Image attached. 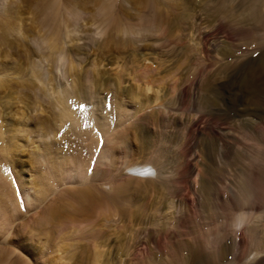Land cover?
<instances>
[{"label": "bare ground", "instance_id": "obj_1", "mask_svg": "<svg viewBox=\"0 0 264 264\" xmlns=\"http://www.w3.org/2000/svg\"><path fill=\"white\" fill-rule=\"evenodd\" d=\"M91 1L37 0L33 26L24 29L25 18L18 5L14 9L15 0H0V63L10 56L12 34L19 35L21 47L28 44L27 71L19 66L11 73L12 64L0 68V202L17 210L8 168L25 145L48 164L40 176L45 182L39 195H47L61 181L77 180L84 186L78 191L82 204L102 202L126 212L129 184L109 177L120 143L135 138L134 151L143 153V164H130L126 175L144 184L143 193L161 197L151 204L146 231L150 244L163 256L168 254L154 255L150 261L148 257V264H264V0H142L135 16L126 12L129 0H96L90 9ZM85 13L90 15L85 26L95 27L93 34L103 39L95 44L96 53L114 44L128 52L117 56L116 65L126 59L151 75L164 70L167 85L158 86L161 79L149 76L144 86L129 90L122 85V75L114 82L105 78L109 64L99 59L93 65L104 63L103 71L79 69L75 59L82 51L75 47L79 39L74 35ZM197 17L211 28L197 29ZM190 20L195 23L185 28ZM219 33L226 34L224 41L210 44ZM149 36H159L161 52L141 51L137 42ZM231 36H239L249 50L235 61L226 42ZM230 57L234 62L223 63ZM13 74L17 81L10 85ZM241 75L243 82L235 88ZM106 91L113 94L109 106ZM207 130L219 142L208 144L205 161L199 164L194 161L202 156L192 150ZM71 134L89 151L88 162L58 148L59 137ZM130 134L131 141H125ZM91 161L95 169L89 174ZM143 168L156 173L133 174ZM98 180H105L108 191L101 198L93 192ZM177 236L182 239L175 241ZM143 244L144 239L135 240L136 249Z\"/></svg>", "mask_w": 264, "mask_h": 264}, {"label": "rangeland", "instance_id": "obj_2", "mask_svg": "<svg viewBox=\"0 0 264 264\" xmlns=\"http://www.w3.org/2000/svg\"><path fill=\"white\" fill-rule=\"evenodd\" d=\"M139 1L141 2L142 0H129L126 4V12L129 15L131 14V16H135L137 14L138 10H136L135 7H138ZM91 2V4L89 3L90 9L95 4L94 2H96V0H92ZM38 3L37 0H15L16 5H14V9L18 5L19 7L16 9L20 11V15L23 16V19L25 18L23 23L24 29H29L33 26L31 19H33L34 16H32V12H36ZM89 17L90 15L85 13L78 18L77 24L80 26V30L74 35L76 39H79V42L75 44V47H81L80 49L82 51V55L75 59V64L79 66V69L86 71H103L102 69H104L105 64L108 63L109 65L106 66L103 71L105 78L108 77L112 82L113 79L116 80V75L117 77L118 75H122V85L129 90H134V88L137 89L138 86H144L149 76H153L156 79L159 78L158 80L161 79L156 85L161 87L167 85L170 80L163 78V75H166L164 70H161L160 73L158 72L157 74L154 73L151 75V73L149 74L142 70H138L137 64L126 59L122 60L123 63L121 61L116 65V62L118 61L116 59L117 56L124 52L114 44H111L113 46L110 45L107 48L102 49L101 54L100 52H97L99 53L97 54L95 52V44L98 42L101 43L103 39H101L100 36L93 34L92 31L95 30V27L85 26L86 20ZM201 18L204 17L202 16ZM204 19L202 21L198 17L194 19L199 24L197 29L200 28L201 32H206L211 28ZM194 20H190V22L185 25V28L189 27V24L192 21L195 23ZM186 32L189 34L190 31L187 30ZM225 35L226 34L224 33L216 34V37L210 39V44L213 45V43H215L214 40L216 39H222L224 41ZM126 37L122 39L126 40ZM91 38L96 40L94 41L95 43ZM122 39H116V42H119V40ZM158 39L159 36H149V38L144 39L142 42L138 41L137 44L142 48L141 51L144 54H157L163 50L160 45L161 42H156ZM19 40L21 41V38L17 33L10 36V41L13 43V47L10 51L8 50L10 58L8 57L3 63H0L1 69L2 64H6L9 68H12L15 65L12 68V71H10L11 73L13 72V69H18L19 66L20 71H27L24 53L28 44L21 47L22 44ZM226 42L228 45L231 44L228 46V49L234 51V61L236 58L238 59L249 52L247 46L243 44V41H241L239 36H231ZM66 45L68 44H65V47L67 48L70 44L68 46ZM29 46L35 49V46L32 43H30ZM116 48H118V51ZM4 50L5 48L3 47L2 51L4 52ZM239 50L241 51V54L239 53ZM127 53L128 52L124 53V57ZM102 57L105 59H102ZM253 57L256 58V55ZM98 59L105 63H103L104 66L98 68V66L95 67V65H93L94 63L98 64ZM228 60L229 62H234L233 58L230 57L229 59L224 60L223 63ZM41 64H44V67L48 65L46 62ZM106 72H108V74ZM18 73L19 72H17V74ZM17 76L18 75L16 74L12 75L13 78L11 77V79H9L10 85H15L14 82L16 83ZM241 78H243L242 75L235 79V88L238 87V84H242L241 82H243V80ZM135 85L137 87H132ZM158 86H156V90ZM112 91H116V89L114 88L110 90V93ZM148 93L149 95H153L152 91H149ZM104 96L105 102L109 106L108 101L112 100L113 94H108L106 91ZM0 121L2 123L3 118H1ZM219 127L221 129L225 128L221 123L219 124ZM64 131L65 130L61 131L62 134L65 133ZM132 138L133 136L130 134L125 141L129 139V141H131ZM218 142V137L212 135L208 130L199 134L196 143L197 147L192 150V154L197 152L201 154L202 157L197 156L194 162L198 159L197 162L199 161L198 163L202 164L205 161V150L207 149L206 147H208V144H218ZM120 144V151H117V155H115L116 153L114 154L116 163L111 174L112 176L109 177V179L114 178L121 183L129 184V192L126 195L127 197L123 206L126 212L120 211L113 206L107 207V204H103L102 202H99L94 206L82 204L78 199V191L84 186L78 183L77 180L71 182L61 181L54 184V190H49L47 195H39L37 192L38 188L45 182L40 179V176L41 174L46 173L48 170V164L40 154L31 153L33 150L30 147L23 145L18 152L19 154L16 153V155L18 154L17 157L16 155L14 156L13 161H15L13 162V166L8 163V171L13 177L12 187L14 188L15 193H17V210L14 209L13 204L4 206V204L0 202V264H5V262L6 264H148V261H150L154 255L159 254V257L162 256L164 258L168 256V254L163 256L162 252L156 245L150 244L149 238L147 237L148 233L146 231L150 227L147 218H149L152 213L150 211L152 207L151 204H153L154 201L160 202L161 197H157V195L149 196L143 193L144 191L141 190V187L144 186V184L140 183L137 179L126 175V169L130 164H143L141 163L144 158L143 153L134 151L138 145L135 138L134 140L132 139L129 144ZM100 147L103 148L102 145ZM129 147V152L122 155L121 150ZM58 148L63 150L65 154H69L71 157L74 156L81 158V160L86 162L91 159L89 151L86 147L84 148V144H81L73 134L68 135L65 138L60 136ZM124 159L125 161H123ZM107 163H109V161ZM93 166L95 167L93 161H91L90 167ZM152 170L156 173L154 168H152ZM168 174L169 173L164 172L162 175L167 178L170 176V174ZM104 183L105 180H98V182L94 183L93 192L95 193L96 198H101L108 193L104 187ZM37 184L40 185L38 186ZM147 205H149V207ZM158 206L159 205L157 204L154 208L156 209ZM173 207V210H170L172 212L176 211L174 205ZM107 208H112V211ZM131 232L134 233L132 234ZM144 235H146V237ZM139 237L144 239V244L137 248V251L135 240L137 241L140 239ZM181 239V237L177 236L175 241ZM143 247L145 249H143ZM153 247L155 249L157 248L158 250H156L159 252L157 253ZM131 248L133 251H131ZM163 253L166 254V252ZM140 254L143 258L140 257ZM136 256H138V258ZM148 257L150 258L147 261L146 259Z\"/></svg>", "mask_w": 264, "mask_h": 264}, {"label": "snow or ice", "instance_id": "obj_3", "mask_svg": "<svg viewBox=\"0 0 264 264\" xmlns=\"http://www.w3.org/2000/svg\"><path fill=\"white\" fill-rule=\"evenodd\" d=\"M88 171H89V174H92L94 172V166L90 167ZM134 174L140 177H149V176L155 175L154 171L151 168H143V169L134 170Z\"/></svg>", "mask_w": 264, "mask_h": 264}]
</instances>
